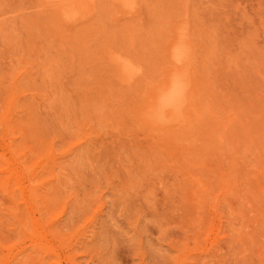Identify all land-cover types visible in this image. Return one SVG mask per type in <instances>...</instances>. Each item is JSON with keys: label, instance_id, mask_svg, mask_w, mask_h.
<instances>
[{"label": "rangeland", "instance_id": "rangeland-1", "mask_svg": "<svg viewBox=\"0 0 264 264\" xmlns=\"http://www.w3.org/2000/svg\"><path fill=\"white\" fill-rule=\"evenodd\" d=\"M0 264H264V0H0Z\"/></svg>", "mask_w": 264, "mask_h": 264}, {"label": "bare ground", "instance_id": "bare-ground-1", "mask_svg": "<svg viewBox=\"0 0 264 264\" xmlns=\"http://www.w3.org/2000/svg\"><path fill=\"white\" fill-rule=\"evenodd\" d=\"M119 1L122 5H126V6H132L133 4V0H119ZM66 14H67L66 16L69 19H72L79 14V11L75 9L74 6H72L71 8H69V10L66 11ZM180 32L178 33V35L175 36L174 39H172L170 43V45L174 47V50L172 51V57L178 62L182 61L187 55L185 45L183 46H181L182 44L178 45L182 41L181 40L182 32L181 33ZM120 62H122V60H120ZM122 67H123V72L126 76H131L134 73V67L128 62L123 64ZM177 71L179 70L175 69L174 71L170 72L164 82V85L156 89L151 101L149 102V106L147 107L148 115L149 113L163 111L167 108L179 107L182 104L184 100L183 92H182L183 78L177 76L175 78V81H173L172 79L173 73Z\"/></svg>", "mask_w": 264, "mask_h": 264}, {"label": "clouds", "instance_id": "clouds-1", "mask_svg": "<svg viewBox=\"0 0 264 264\" xmlns=\"http://www.w3.org/2000/svg\"><path fill=\"white\" fill-rule=\"evenodd\" d=\"M177 76H180L183 78L182 92H183V97L186 101L188 90L190 88V80L188 78L187 73L183 71L174 72L172 75L173 81H175V78ZM181 108H182V105L179 107H175V108H167L159 112H152V113H149L148 119L157 125L163 126V125H166L172 122L174 119L178 118L180 116Z\"/></svg>", "mask_w": 264, "mask_h": 264}]
</instances>
